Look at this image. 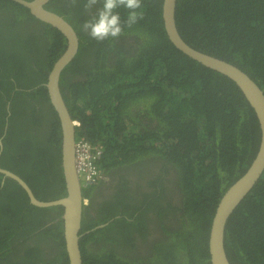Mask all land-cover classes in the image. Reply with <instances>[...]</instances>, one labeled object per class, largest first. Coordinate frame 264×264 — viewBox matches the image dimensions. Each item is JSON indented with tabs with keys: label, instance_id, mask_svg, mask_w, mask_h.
Segmentation results:
<instances>
[{
	"label": "trees",
	"instance_id": "1",
	"mask_svg": "<svg viewBox=\"0 0 264 264\" xmlns=\"http://www.w3.org/2000/svg\"><path fill=\"white\" fill-rule=\"evenodd\" d=\"M85 3L46 5L80 40L59 80L79 123L76 139L101 148L95 165L105 175L135 168L144 157L147 168L163 162L142 199L121 176L117 193L98 205L96 217L89 211L98 186L83 189L89 205L81 235L112 221L81 238L83 264H211L218 204L259 149L255 113L229 78L173 46L164 27V0H143L144 18L131 28L128 11L118 9L124 34L104 42L82 30L91 18L82 19ZM176 24L190 46L237 66L264 91V0H178ZM66 46L60 32L21 5L0 0V167L20 176L42 201L66 195L60 121L45 88ZM169 171L175 179L166 181ZM62 212L31 205L22 188L0 174V264H69ZM153 224L166 241H158L150 257L127 259L111 250L123 242L136 251V236L147 244ZM90 247L103 251L91 254ZM225 247L231 264H264V173L229 219Z\"/></svg>",
	"mask_w": 264,
	"mask_h": 264
},
{
	"label": "water",
	"instance_id": "2",
	"mask_svg": "<svg viewBox=\"0 0 264 264\" xmlns=\"http://www.w3.org/2000/svg\"><path fill=\"white\" fill-rule=\"evenodd\" d=\"M11 1L27 9L37 20L60 32L67 42L65 51L54 64L45 84L51 105L60 121L62 135L61 167L66 195L58 200L42 201L34 195L29 185L17 174L1 167L0 174L3 175L4 179L16 182L27 194L31 205L39 208L61 207L63 209L60 220L63 224V236L69 264H83L80 240L82 237V216L85 204L83 202V188L75 165L77 130L74 127L72 116L65 104L59 86L61 73L76 57L80 40L69 22L60 15L46 9V5L50 0ZM177 1L164 0L163 20L170 42L176 49L192 60L226 76L235 83L254 111L260 126L261 141L258 152L246 172L225 191L226 193L218 204L211 226L209 239L211 264H231L225 247L227 223L264 173V91L247 73L237 66L190 46L181 37L176 24ZM0 149H3L2 141H0Z\"/></svg>",
	"mask_w": 264,
	"mask_h": 264
},
{
	"label": "flooded vegetation",
	"instance_id": "3",
	"mask_svg": "<svg viewBox=\"0 0 264 264\" xmlns=\"http://www.w3.org/2000/svg\"><path fill=\"white\" fill-rule=\"evenodd\" d=\"M100 7H102V5L94 6L93 9H95V11L92 12V13H86V15L83 14L82 19L91 17L92 15H95L96 11ZM70 77L72 78L73 76H69V78ZM145 124L148 125V122L145 121ZM139 161L140 162H136L135 164L132 165L135 168H132V167L129 168V167L125 166V167H123V168H121L119 170H116L115 172H111L110 175H107V174L105 175L104 173H100L99 179L97 180V182L95 184L98 187H97V189L94 191V193L92 195L93 206H92V209L89 211L90 214L93 217H96L98 215V213H99L98 208H100V206H98V205H100L105 200L106 201L109 200L110 198H112L117 193V190H118L117 185L120 182L121 176H125L130 181L129 187L135 193H137L135 195V197L137 199H142L143 197H142L141 194L150 191V189H148L149 181L151 179H153V177H155V176H157L159 174V171L157 170V166H159V163H162L163 161H158V160L153 161L152 162L153 166H155L153 168H147V166H145V157L139 159ZM145 171H146V174H145ZM171 179L172 180L175 179V174L172 171H169L168 176L166 177V181L167 180H171ZM83 193H84V191H83ZM83 202H84L85 206L89 205L88 199H84L83 198ZM174 203H175L176 206H179V207L181 205V201L179 200V198L176 195H175ZM182 216H183L182 214L179 215V217H182ZM110 222H112V221H109L107 223H104V224L96 226L94 229H92L90 231H87L86 233L82 234V237L84 235L89 234L90 232L104 229L105 227H107L110 224ZM100 226H104V227L101 228ZM98 227H100V228H98ZM177 227H178V224H174L173 225V229H176ZM179 228H177V229L179 230ZM150 229H151V231H150V234L148 233L149 235H148V239H147L148 240L147 244H145V243H143L141 241L142 237L140 235L136 236L137 237V242H136V245H137V250L136 251L137 252L134 251V250H130L127 245L123 246V242L111 247V250H114L117 255L118 254L122 255L123 252L126 253L124 255V258H127V259H136V257H141V258H145L146 259V258L150 257V255H152L154 253L153 251H154L155 244H157L158 241H160V240L165 238V235L163 234V231L159 227L158 224L151 225ZM169 231H170V233H174L171 230H169ZM165 241H166V238H165ZM120 248H122V252H121ZM109 249L110 248H108V250ZM98 250L103 251L101 249V247H99V248L90 247L89 248V252L91 254H93V253L96 254L98 252ZM112 253L113 252L111 251L110 254H112ZM95 257H97V256H95ZM90 258H93V257H90Z\"/></svg>",
	"mask_w": 264,
	"mask_h": 264
},
{
	"label": "clouds",
	"instance_id": "4",
	"mask_svg": "<svg viewBox=\"0 0 264 264\" xmlns=\"http://www.w3.org/2000/svg\"><path fill=\"white\" fill-rule=\"evenodd\" d=\"M73 2L75 3V0ZM96 5H102V7L81 27L89 37L97 42H104L109 39L116 40L124 34V24L121 22L118 9L124 8L128 11L125 22L128 28L133 27L144 18L143 0H86L84 11L91 13ZM73 124L76 129L79 127L77 121H73Z\"/></svg>",
	"mask_w": 264,
	"mask_h": 264
},
{
	"label": "built area",
	"instance_id": "5",
	"mask_svg": "<svg viewBox=\"0 0 264 264\" xmlns=\"http://www.w3.org/2000/svg\"><path fill=\"white\" fill-rule=\"evenodd\" d=\"M101 148L93 147L81 138L75 143V165L82 188H89L99 179L100 172L95 165L101 158Z\"/></svg>",
	"mask_w": 264,
	"mask_h": 264
},
{
	"label": "bare ground",
	"instance_id": "6",
	"mask_svg": "<svg viewBox=\"0 0 264 264\" xmlns=\"http://www.w3.org/2000/svg\"><path fill=\"white\" fill-rule=\"evenodd\" d=\"M55 110V109H54Z\"/></svg>",
	"mask_w": 264,
	"mask_h": 264
}]
</instances>
